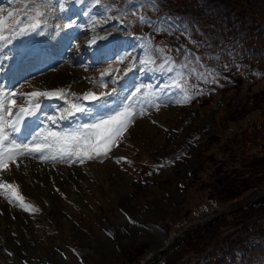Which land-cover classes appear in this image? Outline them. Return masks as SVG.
Here are the masks:
<instances>
[{
	"label": "rangeland",
	"instance_id": "1",
	"mask_svg": "<svg viewBox=\"0 0 264 264\" xmlns=\"http://www.w3.org/2000/svg\"><path fill=\"white\" fill-rule=\"evenodd\" d=\"M102 1L1 0L0 13L8 17L0 50L6 40L15 49L19 42L27 47L6 62L14 88L26 95L28 78L63 70L68 76L64 85L55 84L66 90L57 113L61 127L42 135L56 150L40 154L54 152L52 159L25 157L24 146L33 143L11 137L9 89L0 83V165L9 164L0 173L8 169L21 187L11 196L0 190V215L8 209L13 215L10 239L0 230V264H145L167 244L164 257L180 245V255L199 256L223 246L241 221L264 214V205L240 210L264 195V165H249L264 156V138H242L264 125V78L239 75L234 88L191 103L187 83L200 63L185 54L175 61L144 35L149 14H159L153 0L148 9L143 0ZM78 16L83 19L77 23ZM96 36H118V45L95 51ZM172 38L164 34V40ZM39 43L47 49L42 55L34 50ZM75 46L78 57L67 53ZM40 61L47 65L37 69ZM149 78H161L168 91L155 89ZM90 91L98 96L92 105L76 99L77 92ZM254 94L263 100L260 106L234 114L236 99ZM76 109L82 112L77 129L62 124L65 111ZM241 150L248 159H239ZM5 179L0 174V183ZM229 181L239 194L227 196ZM219 214L224 216L206 224ZM204 224L205 233L188 244L184 230Z\"/></svg>",
	"mask_w": 264,
	"mask_h": 264
},
{
	"label": "trees",
	"instance_id": "2",
	"mask_svg": "<svg viewBox=\"0 0 264 264\" xmlns=\"http://www.w3.org/2000/svg\"><path fill=\"white\" fill-rule=\"evenodd\" d=\"M157 1L159 12L174 17L180 26L178 31L189 39L184 43V47L177 45L179 52L174 55L178 61L184 56L181 51L190 48L194 54L197 53L201 59L210 61L213 66L217 65L214 59L226 60V65L235 73L255 71L264 75V0ZM172 48L174 49L173 44ZM233 76L235 79L238 75ZM223 77L214 71L211 87L224 89L227 80L224 75ZM202 79L205 83L210 80L206 72L203 73ZM260 98L259 94H254L246 96L242 102L236 99L237 108L234 114L241 116L246 112L245 108L260 106L263 101ZM250 131L254 135L248 137L244 131L242 138H251L249 141L264 138V125L253 127ZM243 152L245 153L243 150L238 152L239 159H248V154L244 156ZM250 161L248 163L252 167L264 165V156H256ZM228 185L232 188L227 187V196H235L241 191L239 188L234 189L237 186L232 181H229ZM256 218L249 223L241 221V226L234 236L223 246L218 245L199 256L185 257L179 254L180 245L165 257L164 264H264V214ZM205 229H208L206 225L192 226L184 230L183 235L187 236L186 240L191 244L205 233Z\"/></svg>",
	"mask_w": 264,
	"mask_h": 264
},
{
	"label": "bare ground",
	"instance_id": "3",
	"mask_svg": "<svg viewBox=\"0 0 264 264\" xmlns=\"http://www.w3.org/2000/svg\"><path fill=\"white\" fill-rule=\"evenodd\" d=\"M97 46V43L96 42H94V44H93V48H95ZM101 49V48H100ZM64 71V70H63ZM63 71H60L58 74H54L53 76L51 75V76H42V77H40V78H37V79H33V80H31V81H29L28 83H27V85H26V87H25V90L28 92V94L26 95V98H27V96H44V95H54V96H60L61 94H62V92H63V90H62V88H61V86H56L55 84H60V85H64L65 84V80L67 79V76H68V73H66V72H63ZM65 71H66V69H65ZM13 75H14V72L13 71H11L10 73H9V78L13 81V83H14V80H13ZM46 90H50V91H46ZM59 98V97H58ZM56 100H58V99H56ZM24 101H26V100H24ZM30 146H28V148H27V153L30 155L29 157L30 158H32L31 157V154L32 153H35V152H32L31 150H30ZM30 158H27V159H30ZM49 157H46V159H48ZM32 159H34V158H32ZM31 159V160H32ZM34 161V160H33ZM40 164V163H39ZM34 166H30V168H33ZM8 170V169H7ZM5 170V171H3L2 173H0L1 175H3L4 174V178H6L5 179V181L4 182H6V183H10V182H12L13 183V180L15 181V179L14 178H12V176H11V173H10V171L8 170ZM93 170H97L100 174H102V172H103V169H102V167H99V166H97V167H93ZM43 174H45V178H46V175H47V173L46 172H44ZM42 174V175H43ZM3 183V182H2ZM2 183H0V184H2ZM18 186V185H17ZM24 188H25V190L27 191V193H32L33 191H32V188H31V186L30 185H28V184H25L24 185ZM0 209H1V207H0ZM1 210H3V209H1ZM4 211H5V209H4ZM12 218H13V215H12V213H11V209H8L6 212H5V217L4 216H2V215H0V230H1V232H3L4 231V236L6 237H8V239H10V232L8 231V227L9 226H11V224H12ZM6 237V238H7ZM168 248H170V246H169V244H167L166 245V247H164V249H161L160 251H159V254L158 255H163V254H165L167 251H168ZM167 249V250H166ZM32 263V262H31ZM33 264V263H32Z\"/></svg>",
	"mask_w": 264,
	"mask_h": 264
},
{
	"label": "water",
	"instance_id": "4",
	"mask_svg": "<svg viewBox=\"0 0 264 264\" xmlns=\"http://www.w3.org/2000/svg\"><path fill=\"white\" fill-rule=\"evenodd\" d=\"M264 205V195H262L261 197L257 198L256 200H252L251 202H249L248 204L240 207L241 209H246L248 207H250V209L252 208H256V207H259V206H262ZM224 216V214H220V215H217L215 216L213 219H211L209 221V224L211 225L215 220H219L221 219L222 217ZM159 258H155L152 260V262L148 263V264H154L156 262H158Z\"/></svg>",
	"mask_w": 264,
	"mask_h": 264
}]
</instances>
